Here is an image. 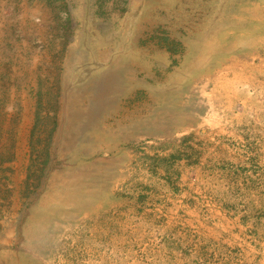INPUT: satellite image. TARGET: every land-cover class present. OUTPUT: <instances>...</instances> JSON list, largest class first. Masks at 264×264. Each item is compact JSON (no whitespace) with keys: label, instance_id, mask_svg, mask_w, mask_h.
<instances>
[{"label":"rangeland","instance_id":"obj_1","mask_svg":"<svg viewBox=\"0 0 264 264\" xmlns=\"http://www.w3.org/2000/svg\"><path fill=\"white\" fill-rule=\"evenodd\" d=\"M0 264H264V0H0Z\"/></svg>","mask_w":264,"mask_h":264}]
</instances>
